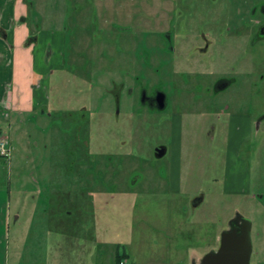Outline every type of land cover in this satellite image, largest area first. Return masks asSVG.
<instances>
[{
    "label": "rangeland",
    "instance_id": "374dc122",
    "mask_svg": "<svg viewBox=\"0 0 264 264\" xmlns=\"http://www.w3.org/2000/svg\"><path fill=\"white\" fill-rule=\"evenodd\" d=\"M28 1L31 32L63 28L68 14L67 39L59 36L63 69H54L57 61L50 59L53 70L62 72L51 79L47 113L5 115L0 109V142L7 140L11 150L10 156L0 154V214L11 208V261L194 264L219 246L222 231L240 212L252 220L251 264H264V71H229L243 55L242 40L224 35L200 55L193 52L203 44L199 33L217 27L194 25L188 29H194L196 45L184 42L182 53H171L142 0ZM130 5L143 11L131 19ZM142 16L150 23L138 26L135 17ZM179 66L212 71L184 73ZM0 71L9 69L0 63ZM203 75L213 90L217 79L236 80L209 102L198 91L192 101L189 93H179L181 86L196 89ZM148 77L168 91L163 121H135L126 116L125 103L117 120L108 90L123 83L126 91ZM158 142L168 149L160 160L151 150ZM85 149L112 157L101 164L95 182L86 173L96 169L80 167ZM198 195L203 199L195 204Z\"/></svg>",
    "mask_w": 264,
    "mask_h": 264
},
{
    "label": "flooded vegetation",
    "instance_id": "af4514ba",
    "mask_svg": "<svg viewBox=\"0 0 264 264\" xmlns=\"http://www.w3.org/2000/svg\"><path fill=\"white\" fill-rule=\"evenodd\" d=\"M24 1L27 5L28 3L32 4V2H29L28 0ZM110 1H113L116 5L118 0ZM208 1L210 4H207ZM142 2L144 3V7L147 12H149V14L154 18L153 22L158 25V32H160V34H158V38L164 43H168V48L171 53H182L183 49L179 46L184 44V42L191 41L194 46L196 45L197 41L192 39L195 38L192 37V35H194L192 34L194 29L191 31L188 28L194 25L198 27H209V25H213L217 28H213L209 34L204 30L199 33V38L203 44L196 45L195 47L191 45V47L194 48V53L197 52L200 55L206 54L209 51L210 46L217 45V39L219 37L226 35L229 39V36H231L234 41H236V39L242 40L243 55L238 58L236 62L238 65L232 66L231 69L229 68V71H264V0H142ZM219 3H221L222 8L218 9V11H212V7H215V5ZM142 9L143 8L130 5L129 11L132 12L131 19L134 18V13L138 14L143 11ZM67 16L68 14L63 15L62 20L64 41L67 39V33H64L65 28L67 29ZM135 18H138V26L150 23L143 16L141 18ZM138 26H136L135 29H138ZM230 28H234V30H230ZM174 41L175 45L173 44ZM246 60H249V64L245 67ZM184 61L188 60H183V62ZM177 71H183L185 73V71L212 70L209 66L199 69L191 67L181 68V66H179ZM158 75L163 74L158 73ZM203 78L205 83H198L196 87L197 90L193 87V85H189V88L181 86V88H179V93H189L192 101L194 98L193 93L198 91L201 93L200 100L209 102L210 96L212 97L214 93L218 94L220 92V88L225 90L230 87L233 84V81L236 80L235 78L228 79L226 77L217 79L216 86H218V88H216L217 90H213V87H211L212 82L209 81L207 75H203ZM136 80H138V77H136ZM157 84L158 83L150 84L148 77L146 83L138 82V84H136L135 81V84L132 87H128L126 91H124L125 84L123 83H119V85L117 83L115 88L108 90V93H110L114 98L116 119L120 120L122 103H125L128 104L127 107H129L125 113L126 116H134L136 119L135 121L140 120V122L142 121L143 124H147L149 126L155 124L156 119L163 121V117H159V114H163L167 109L169 95L166 89L162 88V86H157ZM162 101L165 104L164 106H161ZM185 102H187L186 99ZM80 111L83 119L88 117L86 106L81 107ZM132 112L135 113L133 114ZM182 117L183 116H180V119ZM149 118H153V120L150 121ZM233 119L234 118L232 117L229 119L228 132L231 130ZM135 121L132 122L135 126H137ZM233 123L235 130L240 131L241 124H238L235 120ZM86 124L87 127L89 126L90 128L91 119L90 121L88 120ZM132 127L133 125L131 123V129ZM213 128L214 127H212V129ZM210 130L207 131L208 135L211 134ZM212 136L213 135H211V137ZM230 139L228 137L229 142H231ZM162 146H164L166 151L162 156H159V154L162 153L160 152V148ZM151 150L152 155L156 160L162 159L168 153L167 147L161 142H158ZM138 151H141L140 154L144 152L143 154L145 156L146 154L147 156L149 155L148 152H145L144 150L136 149V152ZM132 154L134 155V153H129V155ZM79 155H81L80 167L82 166L84 169L94 167L96 169L93 174L89 171L86 173L88 174V178L94 182L100 179L98 173L102 170L101 164L103 162L110 163L112 160L110 155H104L103 153H98L96 155L91 154L89 149L83 150ZM107 157L109 162L106 161ZM196 262L198 263L199 261Z\"/></svg>",
    "mask_w": 264,
    "mask_h": 264
},
{
    "label": "crops",
    "instance_id": "0c3cea01",
    "mask_svg": "<svg viewBox=\"0 0 264 264\" xmlns=\"http://www.w3.org/2000/svg\"><path fill=\"white\" fill-rule=\"evenodd\" d=\"M30 11L24 0H0V63L9 69L0 71V109H5V115L6 110L17 115L39 109L42 114L47 113L51 79L62 72L53 70L50 59L57 61L54 69L64 67V49L59 38L63 36L62 28L44 27L36 34L31 32L33 16ZM46 47H49L47 52ZM11 217V208L8 206L5 210L3 207L0 214V264H16L8 256L6 228Z\"/></svg>",
    "mask_w": 264,
    "mask_h": 264
},
{
    "label": "water",
    "instance_id": "95a60500",
    "mask_svg": "<svg viewBox=\"0 0 264 264\" xmlns=\"http://www.w3.org/2000/svg\"><path fill=\"white\" fill-rule=\"evenodd\" d=\"M165 104L161 102V106ZM166 149L160 148L162 156ZM202 195L195 198V204L200 203ZM252 220L237 212L229 221L228 228L220 235V243L217 249L208 251L197 263L194 264H251L253 252Z\"/></svg>",
    "mask_w": 264,
    "mask_h": 264
},
{
    "label": "built area",
    "instance_id": "2783aa9c",
    "mask_svg": "<svg viewBox=\"0 0 264 264\" xmlns=\"http://www.w3.org/2000/svg\"><path fill=\"white\" fill-rule=\"evenodd\" d=\"M0 154L3 156H10L11 155V150L8 147V141L2 139V141L0 142ZM120 264H124L123 262H121Z\"/></svg>",
    "mask_w": 264,
    "mask_h": 264
},
{
    "label": "trees",
    "instance_id": "16d2710c",
    "mask_svg": "<svg viewBox=\"0 0 264 264\" xmlns=\"http://www.w3.org/2000/svg\"><path fill=\"white\" fill-rule=\"evenodd\" d=\"M0 133H1V132H0ZM118 257H121V258H122V256H121L120 254L118 255Z\"/></svg>",
    "mask_w": 264,
    "mask_h": 264
}]
</instances>
